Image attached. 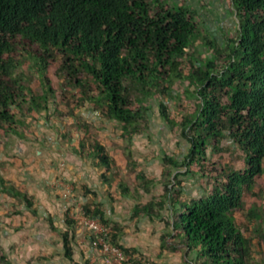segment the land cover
Returning <instances> with one entry per match:
<instances>
[{
    "label": "trees",
    "instance_id": "16d2710c",
    "mask_svg": "<svg viewBox=\"0 0 264 264\" xmlns=\"http://www.w3.org/2000/svg\"><path fill=\"white\" fill-rule=\"evenodd\" d=\"M227 1L236 28L219 45L201 36L198 14L184 2L0 0V127H7L9 134H18L15 126H28L25 117L35 109L47 111L53 90L46 71L57 51L65 57L76 84L86 85L81 71L91 78L98 94L89 99L120 122L123 133L138 132L141 121L153 114L154 103L165 124L180 127L186 144L179 156H163L164 178L157 182L163 185L162 194L135 205L133 214L157 210L169 235L186 246V264H264V258L252 263L251 240L235 218L244 192L251 191L264 174V0ZM198 40L199 56L188 52ZM30 54L38 66L41 94L34 92L21 70ZM184 59L189 64L186 72ZM176 83H185V97L194 100L192 110L182 114L178 123L160 97L170 96ZM134 92L139 101L136 109L130 100ZM149 98L153 102L144 104ZM226 137L245 154L246 169H221L217 174L223 179L210 190H202L198 198L182 199L174 181L180 183L183 173L194 174L193 164L203 167L208 149H218ZM92 145L93 155L109 169L111 160L104 146ZM139 178L144 191L157 184ZM118 186L123 196L131 195L123 181ZM0 189L28 201L1 174ZM85 208L108 226L100 207ZM249 214L256 217L255 209ZM66 223L76 224L71 219ZM119 233L111 229V245L131 254L133 250L120 243ZM62 236L65 256L72 260L69 232ZM0 258L3 264H12L4 254Z\"/></svg>",
    "mask_w": 264,
    "mask_h": 264
},
{
    "label": "rangeland",
    "instance_id": "374dc122",
    "mask_svg": "<svg viewBox=\"0 0 264 264\" xmlns=\"http://www.w3.org/2000/svg\"><path fill=\"white\" fill-rule=\"evenodd\" d=\"M160 1H167L170 5L175 2L190 5L198 14L196 22L201 36H207L219 45L235 33L237 19L230 11L227 0ZM195 51L197 56L202 51L199 40L188 50L189 53ZM201 57H205V52H202ZM67 64L65 66V57L62 53L57 51L53 54V59L46 71L53 94L48 95L47 111L35 109L32 111L33 114L25 117V120L31 115L37 117L39 120L37 123H34V120L29 121L33 127L31 125L15 126L19 132L15 138L6 131L7 127H0V158L3 153H6V149L3 148L10 147L9 150H12L15 140L29 139L35 144H42L44 141L61 144L80 141L84 142L89 162L94 161L93 164H98L97 172L103 167L95 160L91 147L93 142L103 145L111 160V168L107 174L111 181L106 195H101L99 198L88 195L89 198L83 201L76 190L75 194L84 206L93 208L100 204L106 209L107 219H105L108 226L114 233L116 229H119V237L125 236L128 242L125 247L133 250L130 254L132 264H186V246L178 238L169 235L170 229L157 217V210L153 214L146 212L136 216L133 214L135 205H143L150 200L158 199L162 194L163 185L157 182L164 178L163 171L166 164L163 156L165 154L179 156L186 144L180 127L177 124H165L160 119L159 108L154 103L153 114L150 118L141 121L142 125L138 132L133 135L123 133L122 124L107 116L105 108L97 107L89 99V96L98 94V89L91 78L81 71L79 75L86 77V85L76 84ZM218 64L221 66L222 63ZM188 66V61L184 59L182 68L185 72ZM37 68L36 60L30 54L21 70L26 75L29 86L34 92L41 94L43 89ZM185 87V83H176L173 86L174 92L170 96L165 94L160 96L165 101L170 117L177 123L182 114L191 111L194 106V100L185 97L183 93ZM137 94L136 92L131 94L132 109L139 107ZM150 102L153 101L149 98L144 101V104H150ZM23 106L27 107V104ZM22 112L27 111L24 109ZM4 142H11L10 146H6ZM9 150L8 153H10ZM207 152L208 157L203 167L193 164L194 174L183 173L178 177L180 183L174 181V184L181 189L182 199L198 198L202 195V190H210L223 179L222 174L221 176L217 174L221 169L230 168L241 171L246 169L245 154L229 137L223 138L218 149L210 147ZM130 154L131 157H129ZM130 160L133 163L128 164ZM3 164L4 162H1L0 166ZM139 175L157 184L152 185L149 192L144 191L143 179L139 178ZM59 180L65 181L62 178L55 179V181ZM119 181L128 185L131 193L129 197L121 194ZM8 195L15 197L18 203L20 202L18 199L22 200L11 190L0 189V255L4 254L12 264H47L45 258H48L50 254H43V246L33 239L36 236L35 231L5 223V218L9 217L15 208L21 211L18 209L19 206L11 205L13 201ZM252 208L255 209L256 217H250L249 211ZM235 218L244 235L251 240L252 263L260 261L264 258V174L257 179L251 191L244 192L243 205L235 212ZM55 225L60 228L58 220H55ZM41 227L39 234L53 244L54 253L48 262L68 264L67 259L57 254L60 232ZM9 235L12 239H9ZM76 236L77 239L87 238L86 241L89 243L91 232L85 227L78 226ZM111 241L115 243V239L111 238ZM89 252L91 256L88 263L100 264V254L96 251ZM0 264H3L1 258Z\"/></svg>",
    "mask_w": 264,
    "mask_h": 264
},
{
    "label": "crops",
    "instance_id": "0c3cea01",
    "mask_svg": "<svg viewBox=\"0 0 264 264\" xmlns=\"http://www.w3.org/2000/svg\"><path fill=\"white\" fill-rule=\"evenodd\" d=\"M31 114L33 113L31 112ZM30 120H34V123L39 121L36 116L31 115L26 119L29 126H32L29 124ZM35 120L37 121L35 122ZM10 134L11 136L14 135V138L18 135ZM10 143L4 142L3 144L10 146ZM14 144L15 146L11 147L12 150H9L10 147L3 148L6 149V153H3L0 158V163L4 162L3 166H0V174L7 185L11 184L23 192L28 201L21 197L22 200L18 199L20 201L18 203L15 197L8 195L13 201L11 205L19 206L18 209L21 211H17L15 208L14 212L5 218V223L13 225V227L21 226L35 231L36 236L33 239L43 246V254H50L48 258H45L47 264H53L48 262L54 253L53 244L45 240L46 238L42 234H39L41 226V228L45 227L60 232L57 254L67 259L66 263L89 264V257L91 256L89 251L97 252V250L90 245V242L86 241L87 238L77 239L76 229L79 225L66 223L69 220L67 219L69 203L61 197L60 189L55 186V179L62 178L66 182L72 183L74 190L85 201L89 196L99 198L101 195H106V190L109 189L111 181L107 174L111 167L106 169L96 158L97 163L104 168L96 172L98 164H93L94 161L89 162L84 142L81 143L80 141H69L65 144L44 141L40 145L35 144L32 140L23 139L21 141L15 140ZM29 144L31 145L30 148ZM98 207L102 209L104 217L107 219L106 209L100 204ZM55 220L59 221L60 228L55 225ZM16 227L14 228L15 231L17 230ZM65 232H69L72 260L65 256L62 236ZM9 239H12V236L9 235ZM119 239L120 243L126 246L128 242L125 236H121Z\"/></svg>",
    "mask_w": 264,
    "mask_h": 264
},
{
    "label": "built area",
    "instance_id": "2783aa9c",
    "mask_svg": "<svg viewBox=\"0 0 264 264\" xmlns=\"http://www.w3.org/2000/svg\"><path fill=\"white\" fill-rule=\"evenodd\" d=\"M55 186L60 189L61 197L69 203L68 217L77 225L90 230V245L100 254V264H132L130 254H126L111 245V228L98 216H93L87 212L83 202L75 194L73 184L59 180L56 181Z\"/></svg>",
    "mask_w": 264,
    "mask_h": 264
}]
</instances>
